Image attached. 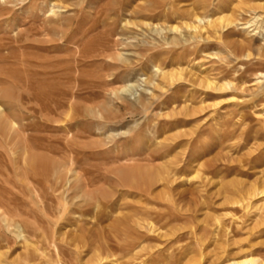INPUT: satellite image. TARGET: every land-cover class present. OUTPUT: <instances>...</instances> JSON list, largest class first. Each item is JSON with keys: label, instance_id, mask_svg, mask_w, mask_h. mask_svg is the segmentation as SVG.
<instances>
[{"label": "rangeland", "instance_id": "rangeland-1", "mask_svg": "<svg viewBox=\"0 0 264 264\" xmlns=\"http://www.w3.org/2000/svg\"><path fill=\"white\" fill-rule=\"evenodd\" d=\"M0 104V264H264V0H0Z\"/></svg>", "mask_w": 264, "mask_h": 264}, {"label": "bare ground", "instance_id": "bare-ground-1", "mask_svg": "<svg viewBox=\"0 0 264 264\" xmlns=\"http://www.w3.org/2000/svg\"><path fill=\"white\" fill-rule=\"evenodd\" d=\"M197 22H198V24L197 25H187V27L188 28H190L194 33H196L197 31H199L200 33L201 32H205V30H206V28L203 26V24H202V22H203V20H202V18H200V17H197ZM206 22H207V24H206V27H208V28H215V21H210V19H207L206 20ZM174 30V28L173 27H171L170 28V30ZM215 30V29H214ZM198 33V32H197ZM160 77V76H159ZM162 78H165V77H168V78H171V75L170 74H162V76H161ZM206 81H207V83L209 84V83H213V82H210L209 80H207L206 79ZM154 86L156 87L157 86V84H154ZM49 102V101H48ZM70 103V102H69ZM46 108V107H45ZM38 112V111H37ZM8 116L6 115V111H5V109L2 107V105L0 104V131H3V130H5V129H9V131H8V138L6 139V141H8L9 143H8V145H9V147H11V149H12V147H15L17 144H18V142L17 141H21L22 143H24L23 142V140L24 139H26V137L25 138H23V136L21 135V134H19L18 132H17V130H15L13 127H11L9 124L10 123H8ZM5 131H7V130H5ZM19 131V130H18ZM22 132V131H21ZM5 136V135H4ZM4 136H3V138H4ZM28 138V137H27ZM45 143V142H44ZM22 145V144H21ZM27 145L26 144H23V147H22V149L24 150V152L26 153V152H28L27 151ZM52 148V147H51ZM54 150V149H53ZM23 152V153H24ZM24 153V154H25ZM53 153H54V151H53ZM27 154V153H26ZM26 156V155H25ZM24 156V157H25ZM18 158V157H17ZM19 159H20V157H19ZM23 162V161H22ZM15 163L16 164H18V165H20L17 161H15ZM22 164V163H21ZM22 166H23V164H22ZM18 168V167H17ZM20 168H22V167H20ZM37 168H39L38 166L36 167V169ZM45 168V167H44ZM19 170H21V169H19ZM35 170V169H34ZM53 170V169H52ZM35 172H36V170H35ZM44 172H45V170H44ZM150 230H151V228H149ZM128 246H131V245H129L128 244ZM133 248V250L136 248L135 246H133L132 247Z\"/></svg>", "mask_w": 264, "mask_h": 264}]
</instances>
